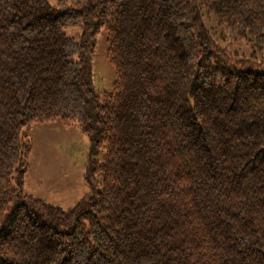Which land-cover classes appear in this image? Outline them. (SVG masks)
Instances as JSON below:
<instances>
[{
  "label": "trees",
  "instance_id": "1",
  "mask_svg": "<svg viewBox=\"0 0 264 264\" xmlns=\"http://www.w3.org/2000/svg\"><path fill=\"white\" fill-rule=\"evenodd\" d=\"M58 120L91 140L69 209L25 191ZM0 264H264V0H0Z\"/></svg>",
  "mask_w": 264,
  "mask_h": 264
},
{
  "label": "rangeland",
  "instance_id": "2",
  "mask_svg": "<svg viewBox=\"0 0 264 264\" xmlns=\"http://www.w3.org/2000/svg\"><path fill=\"white\" fill-rule=\"evenodd\" d=\"M68 3L83 0H66ZM211 27L216 28L213 20ZM79 28L67 33L78 36ZM93 85L99 93L112 89L115 70L108 58L107 35L102 30L96 39L93 58ZM33 152L26 176L25 191L53 204L69 209L89 192L85 182L90 166V138L76 125L66 126L61 121L33 125ZM104 151L97 158H102Z\"/></svg>",
  "mask_w": 264,
  "mask_h": 264
}]
</instances>
